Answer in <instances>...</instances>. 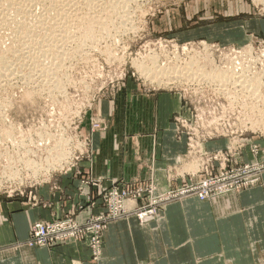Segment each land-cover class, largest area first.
Segmentation results:
<instances>
[{
	"label": "rangeland",
	"instance_id": "rangeland-1",
	"mask_svg": "<svg viewBox=\"0 0 264 264\" xmlns=\"http://www.w3.org/2000/svg\"><path fill=\"white\" fill-rule=\"evenodd\" d=\"M115 2L114 0H99L96 2L99 7L90 3L91 6H97L95 7L96 11L92 12L93 15L95 14L92 15L95 22H103L106 18L105 23L110 20L109 23L115 22V24L110 23V27L107 29L108 33L106 30H104L106 33L97 31V35H94L95 38L89 39V41H85V37L80 36L82 34L79 32L82 30L78 29L81 28V21L84 20L77 18L71 19L72 21L70 18L67 20L66 18H55L53 20L48 18L49 16H41L46 12L44 6H35L36 9L32 7L33 10L29 8L32 12L34 11L33 14L27 12L29 9L26 11V14H31L30 17L26 14L19 16L17 11L15 13V10H12L9 14V16H12H10L11 24H6L0 30L1 50L3 46L8 48L22 45V43H14L15 38H22L23 35L22 32L17 31L16 27L19 24L17 21H21L18 19L21 18H23V22L27 20L26 22H31V24L38 23V20H43L39 21V24L45 22L42 23L43 27L40 26V31L30 32L33 33L32 38L30 37L32 34L26 33L25 35L24 33L25 38H20L21 40L39 38L38 43H43L46 39L45 43L47 44L51 40L56 42L57 36L54 35L57 31L53 33L56 28L72 30L69 31L71 33H66V38L64 37L65 39L62 42L58 41L61 44L58 43L59 49L57 50H64L67 54L69 53L63 56L64 62L62 61V63L65 65L59 62L58 59H53L49 55L50 53L45 54L42 51L41 54L39 51L42 55L40 61L44 69H35L34 64L27 61L29 65H25V63L23 65L25 67L23 68L24 71L19 75L16 74L17 76L9 75L8 70L3 72L6 75L0 72V197L17 198L33 195V192L37 190L36 188L53 178L56 181L58 176H68L73 171L77 172L79 176L83 175L84 162L91 163L96 154L94 148L95 134L103 133L110 124L108 119L101 113L102 104L106 100H114L120 90L124 88L127 80H133L145 90L171 93L178 99L179 105L182 104L187 108L186 115L190 117L192 111L195 112L196 110L195 91L175 79H167L164 81L165 83L157 82L159 74L160 78L163 76L166 78V76L172 74L171 71L167 73L165 70L176 59L182 60L187 55L188 50L185 48L200 51L203 48V43L207 45L210 61L206 71L224 69L231 59L236 56L240 58V64L250 65L257 76L264 74V0H117L118 6H123L121 8L125 14L123 17L118 15L121 17L119 19L115 15H111L113 16L111 18L106 13L110 5L115 4ZM85 3L83 1L78 2L80 11H85L84 8L88 7ZM80 6L83 7V10ZM100 16H102L101 20ZM65 20L66 22H64ZM122 20H124L123 25H121ZM23 22H20V24ZM53 22L59 23V25L57 24L59 28L56 24H53L54 29L52 31L53 26L51 25ZM75 23L79 27H76ZM42 28H44V31ZM117 28H120V30ZM34 33L36 34L34 35ZM78 36L81 38V42H79L80 38ZM75 37L76 39L73 40ZM30 40L27 42H30ZM3 43H6V45H3ZM31 44L29 46L24 44L26 46L25 50H31L30 54L39 46L37 43L35 45ZM60 45L65 48H60ZM13 50L15 52L17 48ZM13 50L9 51L12 58L7 61V65L8 62L9 65L11 63L10 68L12 67L15 71L19 67L17 66L19 61H14ZM249 52L253 54V58L248 59L242 56L244 53L248 54ZM26 56H29V54L27 53ZM141 62L144 63V67L139 69L137 66ZM150 67L155 69H150ZM52 69L53 71H51ZM145 72L146 74H144ZM26 74L30 77H25ZM148 76H151V78H148ZM152 77L153 80H151ZM262 79H264V76ZM226 89L228 94L220 93L215 91L213 87L206 86L205 91L201 93L202 107L207 109L209 114V116L203 115V131L208 132L211 130L208 129L210 122H213V125H221V133L217 137L207 136L203 141L204 152H209L210 155L223 154L228 151V147L232 148L234 161L227 163L225 168L250 161L264 163V132L260 131L256 124H253L254 120L256 123L263 122L264 116L257 121L256 118L259 113L253 114L252 109H247L246 106L244 109L240 105L241 100L238 99L241 95L230 93L232 88L228 86H226ZM214 113L217 115H213L215 119H212L213 116L211 115ZM176 116H180V114H175L173 117L174 130L177 126ZM236 128H238L237 133L242 134L241 136L231 133V130ZM179 138H185L186 140L184 136ZM233 139L235 140L234 143H232ZM242 142L245 143L244 146H242ZM256 144L261 146V153L258 156L253 153V147ZM196 150L195 146L193 153L187 158L186 154L189 153L186 149L185 155L180 158L181 161L166 167V169L172 167L175 172L181 166L187 165V170L185 169L181 176L182 183L178 186L171 185L167 189L168 191H176L185 184L183 181L189 182L197 177L190 176L193 170L194 173H197L198 170L203 168L201 164L199 165L195 161V157L198 155V152H195ZM12 161H14L13 164ZM217 161L214 162L215 172L221 167V162L216 163ZM40 166H42L40 173L35 175V168L39 169ZM89 166L90 164L87 167ZM20 170L26 176H21ZM167 177L171 182H175V176ZM155 181L154 178H151V181L142 183L123 180L119 182L126 183V186L128 184L131 188L153 185L158 189ZM261 181L262 179L258 184ZM256 185L233 190L227 194H238ZM110 189L111 187L96 199L100 200L106 214L110 212L108 206H106L105 195ZM21 192L25 194L22 195ZM145 193L138 199L132 196L128 197L126 207L134 211L136 207L151 205V194L148 190ZM227 194L209 199V201H216ZM185 199L171 201L165 204L164 208L172 202H180ZM129 202H134L136 206H129ZM137 202H139L138 205ZM91 203L97 202L93 201ZM81 207L83 208L84 205L79 206V208ZM164 208L162 207L157 217L152 220L157 219ZM132 217L137 218L142 224L150 221L142 222V219L136 216V213H132L111 220L108 225L117 220ZM254 264H264V260L257 261Z\"/></svg>",
	"mask_w": 264,
	"mask_h": 264
},
{
	"label": "crops",
	"instance_id": "crops-1",
	"mask_svg": "<svg viewBox=\"0 0 264 264\" xmlns=\"http://www.w3.org/2000/svg\"><path fill=\"white\" fill-rule=\"evenodd\" d=\"M101 113L110 124L95 134L96 154L91 163L84 162L83 175L73 171L58 176L33 195L0 197V264H254L264 260V174L260 184L216 201L191 196L172 202L147 223L135 217L112 222L103 232L98 260L90 237L51 247L27 244L35 221L72 214L84 222L103 213L96 199L113 182L142 183L154 178L159 191L182 183L181 176H175V182L166 176V167L181 161L187 149L173 123L175 114L186 115L187 108L174 95L145 90L127 80L114 100L103 102ZM186 167L178 172L184 173Z\"/></svg>",
	"mask_w": 264,
	"mask_h": 264
},
{
	"label": "built area",
	"instance_id": "built-area-1",
	"mask_svg": "<svg viewBox=\"0 0 264 264\" xmlns=\"http://www.w3.org/2000/svg\"><path fill=\"white\" fill-rule=\"evenodd\" d=\"M187 71L190 69L187 68ZM191 71V70H190ZM172 73V72H171ZM154 78L152 77L151 80ZM172 80V79H171ZM182 85L188 86L193 89L196 96L195 112L192 111V115L180 114L176 116L177 121L176 135L177 137H186L187 142V158L193 153V149L196 146L198 155L195 157V161L202 165L203 168L198 170L197 173L191 172L190 176H197L191 181H183L185 184L176 191H160L156 186H139L138 188H131L126 186V183L114 182L111 189L105 195L106 206L109 208L108 214L101 213L98 215L90 216L86 221L80 222L72 214H68L64 217L54 218L51 220H38L32 224L30 238L27 240V244L30 246H55L57 244H69L83 241L87 237H90L92 253L95 259L102 254L103 249V232L107 228L108 223L111 220L118 219L122 216H127L132 213H136V216L142 219V222H147L154 219L159 214L160 209L164 205L178 199H183L191 196H196L201 200H209L218 196L229 193L233 190H240L245 187L256 185L262 179L264 174V163L261 162H243L237 166H227V163L234 161L233 149L228 147L226 153L212 154L204 152L203 141L206 137H217L221 133V125H213L210 122L208 132L203 131V115H208V110L202 107V91H205V87H213L215 91H227L226 86L232 88L230 93L235 91H241L238 88H234L231 84L216 85L214 82L209 83L207 75L200 77H188V78H175ZM217 82V81H216ZM231 85V86H230ZM217 86V87H215ZM228 92V91H227ZM217 115L216 113L212 114ZM212 119H215L213 116ZM201 123V125H200ZM233 129V128H232ZM238 128L231 130V133L242 135L237 133ZM234 140V139H233ZM235 142V140H234ZM232 142V143H234ZM245 145L244 142L241 143ZM261 146L256 144L253 147V153L258 156L261 152ZM186 159V158H185ZM232 159V160H231ZM218 160L221 162V167L217 172L214 170V162ZM175 172L172 167L166 169L167 176H182V173ZM21 176H26L20 170ZM19 173V170H18ZM17 173V174H18ZM39 174V173H38ZM35 173V175H38ZM50 180V179H49ZM131 186V185H130ZM151 194V205L135 208L136 210L131 211L126 207V200L128 197L140 198L145 192ZM24 195V192H21ZM34 200H36L34 198Z\"/></svg>",
	"mask_w": 264,
	"mask_h": 264
},
{
	"label": "bare ground",
	"instance_id": "bare-ground-1",
	"mask_svg": "<svg viewBox=\"0 0 264 264\" xmlns=\"http://www.w3.org/2000/svg\"><path fill=\"white\" fill-rule=\"evenodd\" d=\"M86 2L87 3V5L86 6H88L86 9L84 8V10L85 11H80L81 9L79 8V5H78V2ZM97 1H99V0H0V30L1 29H3L4 27H5V25L6 24H11L10 23V21H12V20H10L11 19V17L9 16V14L11 13V11L13 10H15V13H16V11H17V13L19 14V16L21 15H23V14H26V11L29 9V8H31V10H33L32 9V7H34L35 9H36V7L35 6H39L40 7V5L45 9V11L46 12H44V10H42L45 14H42L41 16H43V15H45V17H48V18H51V19H55V18H60V19H62V18H66V20L67 19H69L70 18V20L71 19H81V20H84V21H81V28H78L79 30H82L81 32H79L80 34H82V35H80L81 37L82 36H84L85 37V41H89V39H92V38H95L94 37V35H97L96 33H97V31L99 32V31H104V30H106L107 31V29H109V27H110V23H114L115 24V22H110L109 23V21L108 22H106L105 23V19L106 18H104V21L103 22H95L92 18H93V16L95 15H93L92 14V12L96 9L95 7H97L98 5V3H96ZM116 1V2H115ZM65 2H67V3H65ZM110 2V1H109ZM114 2H115V4L117 3V5H115V4H111L110 5V10L108 9V12H106L108 15H110V17L111 18H113V16H111V15H115V16H122L123 17V15H125L124 14V11L122 10V8H123V6H118V2H117V0H114ZM85 3V4H86ZM88 3H89V5H88ZM90 3H93V4H96L97 6H91L90 5ZM113 3V2H112ZM62 4V5H61ZM85 4H84V7H85ZM92 4V5H93ZM68 7H67V6ZM82 5V4H81ZM100 5V4H99ZM109 6V5H108ZM39 7H37V8H39ZM41 7V8H42ZM81 7V6H80ZM99 7V6H98ZM103 7V6H102ZM122 7V8H121ZM82 8V10H83V7H81ZM30 9H29V11H27V12H32ZM38 10V9H37ZM37 10H35V11H37ZM71 11V12H70ZM96 11V10H95ZM34 12V11H33ZM33 12H32V14H33ZM37 13V12H36ZM36 13H35V16H36ZM94 13V12H93ZM97 13V12H96ZM100 13V12H99ZM104 13V12H103ZM126 13V12H125ZM98 14V13H97ZM16 16H18L17 14H15ZM26 15H28L29 17H30V15L31 14H26ZM92 17H91V16ZM100 15V14H99ZM102 15V14H101ZM105 15V14H104ZM14 16V15H13ZM24 16V15H23ZM27 16V17H28ZM33 16V15H32ZM31 16V18H33ZM52 16H54V18H52ZM118 16V18L117 19H119V18H121V17H119ZM10 17V18H9ZM15 17V16H14ZM40 17V16H39ZM45 17H43L44 19H45ZM101 17L102 16H100V20H101ZM106 17V16H105ZM37 18V17H36ZM116 18V17H115ZM14 19V18H13ZM22 19L23 18H21V19H18V20H21V21H17V23H19V24H17V29H14V28H10V29H13V30H17L19 33L20 32H22L23 33V35H22V38H25V36H24V33H25V35H26V33H30V32H33L34 30H41V29H39L40 28V26H42V23L41 24H39V21H43V20H38V23H36V24H31V22H26L27 20H25L24 22H26L25 24H24V22L22 21ZM40 19V18H39ZM51 19H49V20H51ZM59 19V20H60ZM95 19H96V17H95ZM99 19V18H98ZM125 19H126V17H125ZM32 20V19H31ZM37 20V19H36ZM58 20V19H57ZM58 20V21H59ZM66 20L64 21V22H66ZM115 20V19H114ZM127 20V19H126ZM69 21V20H68ZM72 21V20H71ZM98 21V20H97ZM118 21V20H117ZM116 21V22H117ZM123 21L124 20H122V24L121 25H123ZM128 21V20H127ZM135 21V20H134ZM5 22V23H4ZM16 22V21H15ZM20 22H23L22 24H20ZM35 22V21H34ZM45 23V22H44ZM43 23V24H44ZM51 23V22H50ZM70 23V22H69ZM121 23V22H120ZM4 26H3V25ZM56 24V23H52V25L51 26H53V28H52V31H53V29H54V25ZM58 25H59V23H57ZM57 24H56V26H57ZM77 26L76 27H79V25L77 24V23H75ZM74 24V25H75ZM113 24V25H114ZM125 24V23H124ZM68 25V24H67ZM70 25V24H69ZM126 25V24H125ZM55 26V27H56ZM65 26V25H64ZM96 26H97V28H96ZM112 26V25H111ZM43 27V26H42ZM58 27V26H57ZM70 26H68V28H69ZM76 27H74V28H76ZM115 27V26H114ZM121 27V26H120ZM7 28V27H6ZM47 28V27H46ZM59 28V27H58ZM64 28V27H63ZM72 28H73V26H72ZM112 28V27H111ZM43 29V31H44V28H42ZM67 28H65V29H55L54 30V32L53 33H55L56 31H57V33H56V35H54V36H57L56 37V42H55V40H51V41H47L48 43L46 44L45 42H46V39H45V41L42 39V41H44L43 43H38V40H40L39 38L37 39H32V40H30V38H29V40H30V42H27V41H29V40H27V39H25V40H27V41H25L24 39L23 40H21L22 38L21 37H18V38H15L14 39V43H22V47L21 46H19V45H17L18 47H14V46H11V47H6V46H3V49L1 50L0 49V72L2 73V74H4L3 72H5V70H8V72H9V75L10 74H13L14 76L16 75V74H18L19 75V73H22L23 71H24V69L23 68H25L23 65L25 64V65H27L28 63H27V61H31L33 64H34V68L36 69H39V68H41V69H44V67L42 66V63H41V61H40V58H42L41 56V54H42V51L45 53V54H49V55H51V57L53 58V59H58V61L59 62H61L62 63V61L64 62V55H66L67 54V52H65L64 50V53H63V51L62 50H57V49H59V47H58V43L61 41H63V39H65L66 37V33H68L69 31H71L72 29L71 28H69V29H71V30H66ZM118 30H120V28H117ZM48 30V29H47ZM78 30V31H79ZM51 31V30H50ZM49 31V32H50ZM59 31H60V33H59ZM75 31H76V29H75ZM106 31H104L105 33H106ZM73 32V31H72ZM69 33H71V32H69ZM68 33V34H69ZM74 33V32H73ZM107 33H108V31H107ZM114 33V32H113ZM13 34V33H12ZM27 34V35H28ZM30 34H32V35H30V37L31 36H33V33H30ZM36 33H34V35H35ZM14 35V34H13ZM12 35V36H13ZM38 35V34H37ZM78 35V34H77ZM109 35V34H108ZM39 36V35H38ZM47 37V36H46ZM65 37V38H64ZM79 37V36H78ZM109 37V36H108ZM14 38V37H13ZM21 38V39H20ZM28 38V37H27ZM32 38V37H31ZM80 38V37H79ZM97 38V37H96ZM48 39V38H47ZM76 39V37L73 39V40H75ZM24 41V42H23ZM37 41V42H36ZM59 41V42H58ZM72 41V40H71ZM11 42V41H10ZM65 42V41H64ZM79 42H81V38H80V41ZM78 42V43H79ZM13 43V42H12ZM31 44V43H33V45H35V43H37V44H39V46L37 47L38 48V50H37V48H35V50H33L32 52H31V54L29 53L31 50H25L26 49V44H27V46H29V44ZM45 43V44H44ZM71 43V42H70ZM90 43V42H89ZM8 44V43H7ZM25 44V45H24ZM59 44H61V43H59ZM68 44H69V42H68ZM81 44V43H80ZM79 44V45H80ZM3 45H6V43L4 44L3 43ZM15 45V44H14ZM15 45V46H16ZM32 45V44H31ZM79 45H78V48H79ZM8 46V45H7ZM82 46V45H81ZM80 46V47H81ZM84 46V45H83ZM25 47V48H24ZM63 47V46H62ZM61 47V45H60V48H62ZM187 47V46H186ZM16 49L17 48V50H15V52H14V50L13 49ZM65 47H63L62 49H64ZM9 49V50H8ZM82 49V48H81ZM84 49H85V47H84ZM185 49H187L188 50V53H187V55H185V57H183L182 58V60H179V59H176V58H174V59H176L175 60V62L170 66V67H168L165 71L168 73L169 71H171L172 72V74L170 75V76H166V78H165V76H163L162 78H160L161 76H160V74H159V79H158V81L157 82H160V83H165L164 81L165 80H167V79H177V78H182V79H184V78H188V77H200V76H203V75H207V78H209V80L210 81H212V82H210L209 81V83H215L216 85H220V81L222 82V84H231V85H233V87L234 88H238V90L240 89L241 91H235V92H233V93H238L239 95H241V97H239L238 99H240L241 100V103H240V105L245 109V106L247 107V109H252V113L253 114H257V113H259V115L257 116V118H256V120L258 121V120H260V118H262L263 116H264V79H262V77L264 76V74L262 75L261 73H259V74H261V76H257L256 74H254L255 73V71H254V69L250 66V65H244L243 63L242 64H240V58H238V57H234V59H231V61L228 63V65L227 66H225V68L224 69H222V70H219V69H217V70H212V71H206L207 69V66L209 65V53H208V51H209V49L207 48V45L205 44V43H203V48H202V50H200V51H198L197 49H190V48H185ZM10 50H13V59H14V61H19L18 62V64H17V66H19L18 68H16L15 69V71L12 69V67L10 68V65H11V63H10V65H9V62H8V65H7V61H10L11 60V58H12V56L10 55ZM67 50V49H66ZM83 50V49H82ZM229 50V49H228ZM39 51L41 52V54L39 53ZM77 51V50H76ZM75 51V52H76ZM177 52H179V51H177ZM176 52V53H177ZM185 52V51H184ZM183 52V53H184ZM240 52V51H239ZM27 53L29 54V56H26L27 55ZM69 54V53H68ZM67 54V55H68ZM84 54V53H83ZM178 54V53H177ZM263 54H264V52H263ZM88 55V54H87ZM26 56V57H25ZM174 56V55H173ZM242 56H244V57H246V58H248V59H251V58H253L254 56H253V54L251 53V52H249L248 54H243ZM262 56V55H261ZM45 57V56H44ZM69 57V56H68ZM169 57V56H168ZM66 58V57H65ZM71 58V57H70ZM10 59V60H9ZM52 60V59H51ZM172 60V59H171ZM58 61H57V63H58ZM246 61V60H245ZM15 62V63H16ZM45 62V61H44ZM31 63V64H32ZM61 63H59L60 65H61ZM166 63V62H165ZM55 64V63H54ZM63 64V63H62ZM29 65V64H28ZM63 65H65V64H63ZM14 66V65H13ZM50 66V65H49ZM159 66V65H158ZM164 66V65H163ZM15 67V66H14ZM13 67V68H14ZM31 67H32V65H31ZM30 67V68H31ZM57 67V66H56ZM55 67V68H56ZM59 67V66H58ZM139 69H141V68H143L144 67V63L143 62H141L138 66H137ZM29 68V69H30ZM52 68V67H51ZM54 68V69H55ZM69 68V67H68ZM187 68H189L190 70L189 71H187L186 69ZM26 69H27V66H26ZM40 69V70H41ZM49 69V68H48ZM59 69H61V68H59ZM70 69V68H69ZM148 69V68H147ZM150 69H155V68H151L150 67ZM162 69H164V68H162ZM46 70H47V68H46ZM211 70V69H210ZM33 71H34V69H33ZM50 71V70H49ZM51 71H53V69L51 70ZM56 71V70H55ZM48 72V71H47ZM7 73V72H6ZM37 73V72H36ZM46 73V72H45ZM1 74V75H2ZM51 74H53V73H51ZM142 74V73H141ZM144 74H146V72L144 73ZM258 74V75H259ZM4 75H6V74H4ZM3 75V76H4ZM8 76V75H7ZM17 76V75H16ZM153 76V75H152ZM25 77H30V75H28V74H26L25 75ZM143 77H145V76H143ZM151 78V76H148V78ZM4 78V77H3ZM12 78V77H11ZM43 78V77H42ZM54 78V77H53ZM59 78V77H58ZM66 78V77H65ZM146 78V77H145ZM147 79V78H146ZM156 79V78H155ZM46 81V80H45ZM53 81V80H52ZM156 81V80H155ZM217 81V82H216ZM29 82V81H28ZM60 82V81H59ZM170 82H171V80H170ZM56 83V82H55ZM4 84V83H3ZM156 84H158V83H156ZM168 84V83H167ZM2 87V86H1ZM24 88V87H23ZM52 89V88H51ZM243 91V92H242ZM220 93H224V94H228V92L227 91H219ZM28 94V93H27ZM31 94V93H30ZM237 95V94H236ZM230 97H232V96H230ZM237 97V96H236ZM234 98V97H233ZM236 100V99H235ZM237 103V102H236ZM255 114V115H256ZM254 120V119H253ZM253 122V121H252ZM253 124H256V126H257V128L260 130V131H263L264 132V121L263 122H258V123H256L255 122V120H254V122H253ZM175 133H176V129H175ZM232 142H234V141H232ZM40 144V143H39ZM63 144V143H62ZM42 146V145H41ZM62 148H63V146H61ZM66 149V148H65ZM48 151V150H47ZM19 154V153H18ZM50 154V153H49ZM11 156V155H10ZM20 156V155H19ZM18 156V157H19ZM57 156V155H56ZM6 158V157H5ZM9 158V157H8ZM17 158V157H16ZM12 159H13V157H12ZM15 159V158H14ZM9 160V159H8ZM11 160V159H10ZM24 160V159H23ZM22 160V161H23ZM6 161V160H5ZM13 162L14 161H12V164H13ZM30 162H32L31 160H30ZM36 162V161H35ZM34 162V163H35ZM194 163V162H193ZM27 164V163H26ZM34 165V164H33ZM27 166H28V164H27ZM40 168H42V166H40L39 167V169H36L35 168V173L36 174H38V173H40ZM186 170H187V168H186ZM190 171H192V170H190ZM194 171V170H193ZM82 208V207H81ZM80 208V209H81Z\"/></svg>",
	"mask_w": 264,
	"mask_h": 264
}]
</instances>
